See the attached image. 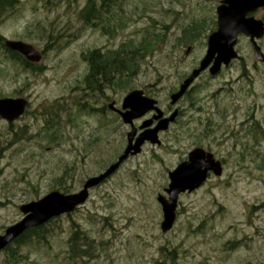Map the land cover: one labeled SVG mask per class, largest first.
<instances>
[{"label": "rangeland", "instance_id": "1", "mask_svg": "<svg viewBox=\"0 0 264 264\" xmlns=\"http://www.w3.org/2000/svg\"><path fill=\"white\" fill-rule=\"evenodd\" d=\"M219 1L126 0L122 28L112 36L78 20L85 0L53 7L20 0L5 16V39L45 51L35 73L0 53V99L29 102L12 125L0 119V236L20 221L21 205L52 191L78 192L116 162L129 126L107 109L110 103L120 107L129 91L141 90L167 111L170 93L205 55ZM254 17L264 20V10ZM201 23L203 31L184 43L183 30ZM144 40L151 47L143 43L148 49L129 89L83 94L82 55ZM258 44L264 55V37ZM236 51L237 60L217 76L206 72L193 83L160 146L145 144L83 206L51 224L46 243L23 248L19 264H264V62L244 38ZM194 148L213 154L223 172L179 196L173 227L163 234L156 198L165 196L167 173ZM74 227L89 244V255L77 260L68 256ZM4 258L1 252L0 264Z\"/></svg>", "mask_w": 264, "mask_h": 264}, {"label": "water", "instance_id": "2", "mask_svg": "<svg viewBox=\"0 0 264 264\" xmlns=\"http://www.w3.org/2000/svg\"><path fill=\"white\" fill-rule=\"evenodd\" d=\"M263 9L264 0H221L219 2L215 10L216 30L207 38L205 55L197 67L181 82L177 91L169 96L171 106L177 104L202 73L207 71L211 77H214L222 67H228L231 61L237 59L235 47L240 36L248 39L255 60L264 62V55L258 46V41L264 36V22L253 16L255 12ZM4 46L29 64L36 65L42 61L41 51L25 42L5 40ZM28 104V101L23 98L0 99V119L11 125L24 114ZM113 105L110 104L109 109L118 114L124 125L130 127L126 134L125 149L116 162L103 173L88 178L82 189L76 193L63 194L52 191L36 201L21 205L18 209L22 216L20 221L6 228L0 236V252L27 230L43 226L51 219L70 214L82 206L88 199L91 189L107 180L129 157L140 154L146 143L159 146V133L167 131L178 114V111L174 110L169 117H163L164 114L158 107L157 101L145 96L141 90L129 91L123 98L120 109H115ZM151 112L154 113L153 117L144 121L138 129L135 128L133 121ZM153 121L156 124L152 128ZM138 130L139 133H137ZM210 174L220 177L222 165L211 153L201 148L190 151L185 161L167 173L169 184L164 190L165 196L158 195L156 198L162 212L160 230L163 234L173 227L179 196L199 189Z\"/></svg>", "mask_w": 264, "mask_h": 264}, {"label": "trees", "instance_id": "3", "mask_svg": "<svg viewBox=\"0 0 264 264\" xmlns=\"http://www.w3.org/2000/svg\"><path fill=\"white\" fill-rule=\"evenodd\" d=\"M42 1L47 7H53L63 3V0ZM70 1L72 2L74 0ZM125 1L126 0H85L84 6L77 14L78 20L84 26H89L95 29L99 28L103 34L112 36L117 29L122 28L118 13L123 10ZM19 3L20 0H0V24L5 16L12 13ZM211 26L213 27H210L208 30L210 33L214 31L215 23L211 22ZM203 28L204 24L201 23L198 26L195 24L194 26H190L183 30L182 41L184 43L191 41V34L193 32L199 33L200 31H203ZM48 35L49 37H52L53 34ZM57 36L58 34L53 37V40H55ZM4 41L5 38L0 34V53L6 60L20 66L22 70L27 72L35 73L41 70L40 65H30L25 62L21 56L5 49ZM143 43L151 47L150 41L147 40H144L138 46L133 45L130 42H124L116 49H108L104 51L96 49L88 52L87 55H82L83 60L87 63L88 67L87 73L83 79V94L86 95V97L92 95L99 97L103 95L106 90L124 91L129 89L134 75L139 70V63L144 58L146 50L148 49V46L145 47V44ZM44 51L45 50H42V54H44ZM81 105L82 109H84L85 105ZM51 107L55 110L57 108L52 105ZM100 111L102 112V110ZM49 124H51L50 120L46 121L47 127H55H51ZM8 130H10V127ZM1 147L2 145H0V155L2 151ZM61 188V186L57 187V189ZM58 219L59 218L53 219L41 227L27 230L9 244L2 251L5 256L3 264H19L23 261L21 254L23 248L30 247L32 244L34 246L42 242L46 243L48 236L51 234L49 227ZM74 229L73 236L69 240L68 256L72 260H77L78 258H84L89 255L87 250L89 244L87 243L85 236L77 231L75 227ZM168 256H171V254Z\"/></svg>", "mask_w": 264, "mask_h": 264}, {"label": "flooded vegetation", "instance_id": "4", "mask_svg": "<svg viewBox=\"0 0 264 264\" xmlns=\"http://www.w3.org/2000/svg\"><path fill=\"white\" fill-rule=\"evenodd\" d=\"M263 21H264V20H263ZM114 104H115V106L117 105L116 102H114ZM116 107L119 108L118 106H116ZM166 110H167V111L164 112V114H165V116H168V115L172 112V109H171V107L168 106ZM114 114H115V113H114ZM115 115H117V114H115ZM152 117H153V113H149V114H147L145 117H143V118H141V119L134 120V121H133V125L138 129V128L140 127V125H141L144 121L150 120ZM175 122H176V121H175ZM153 126H155V121L152 122L151 127H153ZM139 132H140V131L138 130L137 133H139ZM72 193H74V192H72Z\"/></svg>", "mask_w": 264, "mask_h": 264}]
</instances>
